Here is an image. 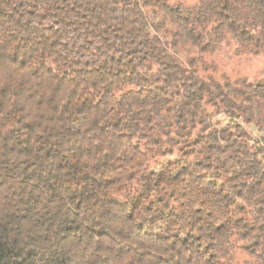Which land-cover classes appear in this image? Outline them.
Wrapping results in <instances>:
<instances>
[{
    "label": "clouds",
    "instance_id": "9594fccd",
    "mask_svg": "<svg viewBox=\"0 0 264 264\" xmlns=\"http://www.w3.org/2000/svg\"><path fill=\"white\" fill-rule=\"evenodd\" d=\"M0 264H264V0H0Z\"/></svg>",
    "mask_w": 264,
    "mask_h": 264
}]
</instances>
